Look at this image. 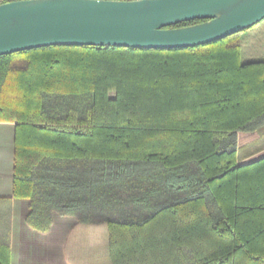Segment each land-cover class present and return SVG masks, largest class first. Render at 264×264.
Masks as SVG:
<instances>
[{
	"label": "trees",
	"instance_id": "1",
	"mask_svg": "<svg viewBox=\"0 0 264 264\" xmlns=\"http://www.w3.org/2000/svg\"><path fill=\"white\" fill-rule=\"evenodd\" d=\"M240 33L1 55L26 224L46 233L54 214L73 217L69 235L96 243L83 264H264V155L239 164L236 136L264 125V60L241 61ZM9 241L0 223V264Z\"/></svg>",
	"mask_w": 264,
	"mask_h": 264
},
{
	"label": "water",
	"instance_id": "2",
	"mask_svg": "<svg viewBox=\"0 0 264 264\" xmlns=\"http://www.w3.org/2000/svg\"><path fill=\"white\" fill-rule=\"evenodd\" d=\"M263 19L264 0H12L0 3V56L53 45L185 48Z\"/></svg>",
	"mask_w": 264,
	"mask_h": 264
},
{
	"label": "crops",
	"instance_id": "3",
	"mask_svg": "<svg viewBox=\"0 0 264 264\" xmlns=\"http://www.w3.org/2000/svg\"><path fill=\"white\" fill-rule=\"evenodd\" d=\"M240 42L241 61L264 60V19L242 31ZM14 131L15 123L0 122V203L10 200V215L0 223L9 231L10 264H71L69 256L72 264H83L86 252L91 258L96 243L91 238L84 241L80 233L69 235L76 222L73 217L54 214L46 233L26 224L29 200L13 197ZM236 136L239 164L264 155V125L254 131H237Z\"/></svg>",
	"mask_w": 264,
	"mask_h": 264
},
{
	"label": "rangeland",
	"instance_id": "4",
	"mask_svg": "<svg viewBox=\"0 0 264 264\" xmlns=\"http://www.w3.org/2000/svg\"><path fill=\"white\" fill-rule=\"evenodd\" d=\"M113 94H114L113 92H111V93H110V95H111V96H113ZM55 224L57 225V221H56V223H55ZM71 229L73 230V226L71 227ZM70 232H71V230H70ZM70 232H69V233H70ZM72 233H74V232H72ZM71 235H72V234H71ZM67 258L69 259V258H70V256H69V257H67ZM67 261H68V262H70L69 260H67ZM71 264H72V263H71Z\"/></svg>",
	"mask_w": 264,
	"mask_h": 264
}]
</instances>
